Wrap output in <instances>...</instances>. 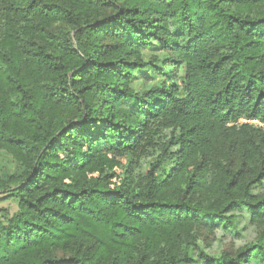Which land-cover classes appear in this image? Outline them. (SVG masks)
Instances as JSON below:
<instances>
[{
	"label": "trees",
	"instance_id": "1",
	"mask_svg": "<svg viewBox=\"0 0 264 264\" xmlns=\"http://www.w3.org/2000/svg\"><path fill=\"white\" fill-rule=\"evenodd\" d=\"M0 194V264H264V0H0Z\"/></svg>",
	"mask_w": 264,
	"mask_h": 264
},
{
	"label": "rangeland",
	"instance_id": "2",
	"mask_svg": "<svg viewBox=\"0 0 264 264\" xmlns=\"http://www.w3.org/2000/svg\"><path fill=\"white\" fill-rule=\"evenodd\" d=\"M145 60H151L152 64L160 67L166 76H169L171 67L167 65V53L156 43L142 52ZM156 58L154 62L152 58ZM178 74H183V68H179ZM131 81V87L136 91L148 88L160 79L159 74H154L151 66L143 70H136ZM16 201L0 194V214L8 212L12 214L16 211ZM257 235V228L250 224L240 223L235 231L226 232L219 226L214 230L203 227L199 230V247L208 252V254H218L225 251L234 252L243 243L251 241Z\"/></svg>",
	"mask_w": 264,
	"mask_h": 264
},
{
	"label": "built area",
	"instance_id": "3",
	"mask_svg": "<svg viewBox=\"0 0 264 264\" xmlns=\"http://www.w3.org/2000/svg\"><path fill=\"white\" fill-rule=\"evenodd\" d=\"M250 122H253V123H256V124L262 125V124L258 123L256 120H250Z\"/></svg>",
	"mask_w": 264,
	"mask_h": 264
}]
</instances>
